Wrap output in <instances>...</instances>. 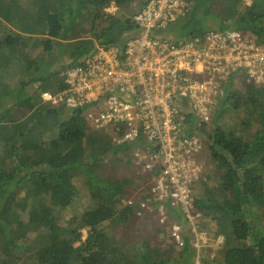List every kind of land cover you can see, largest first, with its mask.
Returning a JSON list of instances; mask_svg holds the SVG:
<instances>
[{
	"label": "trees",
	"instance_id": "trees-1",
	"mask_svg": "<svg viewBox=\"0 0 264 264\" xmlns=\"http://www.w3.org/2000/svg\"><path fill=\"white\" fill-rule=\"evenodd\" d=\"M185 1L188 12L165 34L237 29L264 48V0ZM146 2L0 0V264L193 263L188 238L169 253L144 239L123 249L112 229L129 225L137 204L117 207L130 179L101 169L106 157H127L131 145L87 128L79 109L41 101L43 91L63 90L64 72L97 47L122 50L140 31L132 16ZM219 98L210 127L187 130L202 138L211 165L194 198L196 223L204 217L212 236L223 235L220 264H264V82L237 87L229 79ZM232 113L236 121L219 124ZM74 178L88 201L63 225L58 215L74 203ZM131 189L151 198L149 187ZM173 218L186 232L185 219Z\"/></svg>",
	"mask_w": 264,
	"mask_h": 264
},
{
	"label": "built area",
	"instance_id": "built-area-1",
	"mask_svg": "<svg viewBox=\"0 0 264 264\" xmlns=\"http://www.w3.org/2000/svg\"><path fill=\"white\" fill-rule=\"evenodd\" d=\"M115 9L112 4L108 11ZM188 10L185 0H147L132 16L140 31L122 50L97 47L64 72L63 90L43 91L41 101L79 109L87 128L104 131L112 144H130L127 157L151 198L133 193L124 206L137 204L136 217L154 213L167 239L181 248L188 238L198 257L209 245L194 209L206 179L198 157L203 141L187 130L209 125L229 79L237 87L264 82V48L249 31L237 29L165 34ZM174 215L185 219L186 232ZM214 241L218 247L223 237Z\"/></svg>",
	"mask_w": 264,
	"mask_h": 264
},
{
	"label": "rangeland",
	"instance_id": "rangeland-1",
	"mask_svg": "<svg viewBox=\"0 0 264 264\" xmlns=\"http://www.w3.org/2000/svg\"><path fill=\"white\" fill-rule=\"evenodd\" d=\"M220 100V98H219ZM237 120V116L232 113V115H226L222 122L225 125H229L230 123ZM210 126H206L205 129H208ZM199 160L205 170L210 169L211 165L209 162V154L207 149L203 148L199 152ZM106 174H114L117 178L130 179V185L126 187H130L126 189V192L122 194L118 199L115 200L116 206L121 207L124 206V201L127 195L136 194V190H132V187L137 186V182L142 179L140 173L135 169V166L132 164V161L128 157H124L121 154L113 155L106 157L104 166L101 169ZM73 184L75 186L76 195L74 197V203L71 204L68 209H62L60 214L58 215L59 223L65 225L67 219L75 214H80V212L85 209L87 205V196L85 191L82 188V182L78 178L73 179ZM106 225V224H105ZM75 226V225H74ZM198 229L203 227V231L207 232V237L209 238L207 246H204L196 257V253L193 256V263L197 264L196 259L199 260V264H220L221 257L219 255V246L215 247V238L216 236H212L213 227L209 220L204 217L199 219L197 224ZM202 230V229H200ZM112 233L116 236L119 243L123 246L125 251L130 252L133 244L139 240H145L147 244L151 247H155L161 251L169 253V251L181 249L180 247H175L173 243H171L167 239V229L164 226H161L154 213L147 214L143 217H136L133 215L131 222L129 225H118L113 227ZM87 236V229H81V239H85ZM223 237V235H221ZM24 262H27L25 258Z\"/></svg>",
	"mask_w": 264,
	"mask_h": 264
}]
</instances>
